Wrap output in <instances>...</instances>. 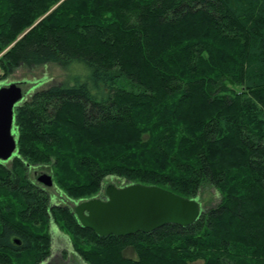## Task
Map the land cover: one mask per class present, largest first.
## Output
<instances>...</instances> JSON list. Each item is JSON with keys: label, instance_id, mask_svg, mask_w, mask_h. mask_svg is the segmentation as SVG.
<instances>
[{"label": "trees", "instance_id": "16d2710c", "mask_svg": "<svg viewBox=\"0 0 264 264\" xmlns=\"http://www.w3.org/2000/svg\"><path fill=\"white\" fill-rule=\"evenodd\" d=\"M50 65L63 79L18 102L0 160V264H49L52 224L83 264H264V0H0L1 79ZM29 169L78 203L107 180L219 198L185 228L99 237Z\"/></svg>", "mask_w": 264, "mask_h": 264}, {"label": "water", "instance_id": "95a60500", "mask_svg": "<svg viewBox=\"0 0 264 264\" xmlns=\"http://www.w3.org/2000/svg\"><path fill=\"white\" fill-rule=\"evenodd\" d=\"M20 84L11 83L0 87V160L13 157L16 148L12 132L13 112L22 99ZM34 179L44 186L50 176L36 172ZM104 198H91L73 208L79 225L99 237H125L151 233L165 225L188 227L201 215L197 199H186L170 191L140 184L116 187L109 184Z\"/></svg>", "mask_w": 264, "mask_h": 264}, {"label": "rangeland", "instance_id": "374dc122", "mask_svg": "<svg viewBox=\"0 0 264 264\" xmlns=\"http://www.w3.org/2000/svg\"><path fill=\"white\" fill-rule=\"evenodd\" d=\"M63 77L64 74L61 72V70L52 65L38 68L32 71H25L20 69L6 79H1L0 74V87L9 85L11 83L20 84L19 87L22 93L21 100L23 101L24 97H26L28 93L45 88L49 84L61 81ZM36 172L48 175V172L45 169H29L28 175L30 179H32L35 183H37L34 179V174ZM108 184H113L114 186L118 187L120 185V182L117 180H107L105 181L104 186ZM37 185L41 186L45 191L49 192L52 195V202H58L62 205H66L71 210H73L76 204H78V202L72 201L71 199L62 196V193L55 187V185H53L52 181H50V184L46 186L39 183H37ZM218 198L219 196L215 189L205 187L202 190L199 199H197L200 204L201 211L215 205L218 202ZM51 236L52 251L50 257L46 261L47 263L83 264L70 249L69 242L66 241V237L58 230V228L54 224L51 225ZM125 256L134 258V254L132 252L126 253ZM195 264H199V262Z\"/></svg>", "mask_w": 264, "mask_h": 264}, {"label": "flooded vegetation", "instance_id": "af4514ba", "mask_svg": "<svg viewBox=\"0 0 264 264\" xmlns=\"http://www.w3.org/2000/svg\"><path fill=\"white\" fill-rule=\"evenodd\" d=\"M97 198H104V196H102V195H99V196H97Z\"/></svg>", "mask_w": 264, "mask_h": 264}]
</instances>
